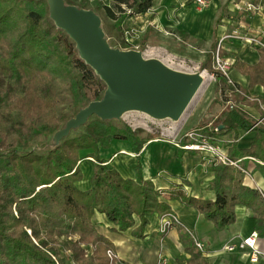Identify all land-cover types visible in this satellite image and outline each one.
<instances>
[{
  "label": "trees",
  "instance_id": "obj_1",
  "mask_svg": "<svg viewBox=\"0 0 264 264\" xmlns=\"http://www.w3.org/2000/svg\"><path fill=\"white\" fill-rule=\"evenodd\" d=\"M89 3L122 27L127 18L150 10L154 0H83L78 6L88 8ZM211 61L208 57L202 68L215 73ZM235 66L249 74L251 82L248 89L230 85L232 97L257 104L249 96L256 76L264 71V50L259 63L237 61ZM105 89L79 57L74 41L50 19L46 1L0 0V264H114L107 252H115V245L98 230L97 213L114 225L112 232L131 230L136 239L145 237L151 216L172 213L162 191L143 177L139 160L134 167L137 178L130 179L101 157L102 149L117 140L141 150L148 139L128 124L92 116L58 147L47 141L81 107L100 99ZM223 123L236 135L253 126L232 107ZM253 130L251 148L240 150L234 144L230 158L264 161V120ZM39 140L43 151L32 149ZM88 161L93 173L90 187L82 189V163ZM258 168L264 174V166ZM214 172L215 200L198 199L182 188L172 190L169 199L194 207L219 231L236 222V206L243 205L253 212L256 230L264 237L263 194L244 184L245 173L238 167L218 162ZM181 240L190 255L188 264H209L187 231Z\"/></svg>",
  "mask_w": 264,
  "mask_h": 264
},
{
  "label": "crops",
  "instance_id": "obj_2",
  "mask_svg": "<svg viewBox=\"0 0 264 264\" xmlns=\"http://www.w3.org/2000/svg\"><path fill=\"white\" fill-rule=\"evenodd\" d=\"M246 1L248 0H206V5L200 7L195 0H154L150 10L127 18L124 24L140 32L138 43L141 49L143 44L145 54L150 52L160 59L182 57L177 41L186 45L184 49L189 54L192 50L201 53L212 51L214 54L221 43V54L234 59L230 74L232 80L235 85L248 89L251 76L238 69L235 63L243 61L251 65L257 64L261 60L262 50L248 46L239 39L226 38L235 29L264 36V0H260V9L252 14L243 9ZM223 38L225 40L221 42ZM204 70L209 79L208 70ZM218 77L221 81L222 76ZM223 80L226 85L225 95L224 99H220L215 115V118H221V122L218 124L219 132L214 136L229 156L234 144L240 150H247L255 139L253 126L261 123L263 116L258 101L264 97V71H259L256 76L257 84L249 96L250 101H256L257 104L235 100L230 84L224 78ZM228 106L237 109L253 126L248 131L239 129L237 135L235 131L226 130L223 120ZM174 145L176 143L154 137L136 152L129 141L117 140L101 151V157L113 164L125 178H137L134 167L139 160L143 177L151 180L156 189L162 191L163 199L171 206L172 213L182 222L163 235L160 232L161 216L154 214L146 228L145 237L136 239L132 237L131 230L123 234L112 232L110 228L114 225L104 214L97 213L94 217L97 228L114 243L119 258L129 264H160L162 259H166L167 264H178L181 259L189 256L181 240L182 232L187 231L191 239L194 237L206 245L203 255L209 264H264V257L257 263H252L249 249L228 251L224 248L229 241L238 243L257 231V219L247 207L237 205L236 222L219 231L194 207L169 199L170 192L177 188H182L188 195L198 199H216L212 182L215 178L214 166L219 161L207 153L184 150L177 145V151H172L170 146ZM234 160L239 161V166L247 172L244 184L257 189L264 196V174L258 168L259 165L264 166V161L252 156ZM82 169L84 178L79 186L88 189L93 163H82ZM257 246L264 253V237L259 236Z\"/></svg>",
  "mask_w": 264,
  "mask_h": 264
},
{
  "label": "water",
  "instance_id": "obj_3",
  "mask_svg": "<svg viewBox=\"0 0 264 264\" xmlns=\"http://www.w3.org/2000/svg\"><path fill=\"white\" fill-rule=\"evenodd\" d=\"M41 1L47 2L49 17L57 28L74 41L79 57L106 85L100 99L81 107L56 131L52 148L92 116L105 121L121 120L126 113L137 111L155 120L180 121L205 83L204 69L182 71L160 58L147 57L143 50L113 47L94 9L66 0Z\"/></svg>",
  "mask_w": 264,
  "mask_h": 264
},
{
  "label": "rangeland",
  "instance_id": "obj_4",
  "mask_svg": "<svg viewBox=\"0 0 264 264\" xmlns=\"http://www.w3.org/2000/svg\"><path fill=\"white\" fill-rule=\"evenodd\" d=\"M82 1L83 0H78L76 1V4L79 5L82 3ZM87 6L88 8H94L101 16L103 20V27L106 35L109 38V41L120 48L124 46V43L127 45L125 35L123 33L126 29H128L126 24H123L122 27H118L116 22L107 16L104 9L93 5V3H89ZM177 43L179 45L178 51L182 57H171L168 59L163 58L162 60L166 64L178 70L195 72L202 70V65L209 57L212 60V69H214L212 51L201 53L199 51L197 52L196 50H192V52L189 54V52L184 49L186 47L184 43L178 41ZM141 50L145 51V48H142ZM145 55L147 57H157L151 55L150 52L146 53ZM208 73L210 78L208 79V74L206 72L207 78L204 85L202 86L199 93L195 96L180 121L175 122L170 119L155 120L150 116L137 111L126 113L121 121L128 124L133 130L138 131L140 138L149 140L151 138L158 137L160 139L171 141L172 143H179L188 132L194 129H202L203 132H216V126L221 122L220 117L215 118L216 110L220 99H224L226 85L224 83L223 77L221 81H219L220 77H218L219 74L217 72L214 73L215 75L209 71ZM228 108L229 106L226 107L225 112L228 111ZM217 132H219V130ZM47 141L52 143L50 139ZM42 142L43 141L39 140L33 143L32 149L37 148L38 151H43V148L41 147ZM161 146H163V144ZM161 146L159 147L161 148ZM170 147L172 151H177L176 145ZM150 149L153 150V148ZM115 253L118 260H121L116 252V249ZM66 254L69 255L70 251L66 252ZM189 258L190 255L184 259H181L178 264H188Z\"/></svg>",
  "mask_w": 264,
  "mask_h": 264
},
{
  "label": "built area",
  "instance_id": "obj_5",
  "mask_svg": "<svg viewBox=\"0 0 264 264\" xmlns=\"http://www.w3.org/2000/svg\"><path fill=\"white\" fill-rule=\"evenodd\" d=\"M195 2L200 6L204 7L206 5V0H195ZM248 13H256L260 9V0H248L244 4L243 8ZM125 40L127 43V48L125 49H138L141 50L138 40L140 39V32L134 28H128L124 31ZM226 38H235L244 42L248 46H253L257 49L264 50V36L256 35V34H248L240 31L239 29H235L230 35ZM225 38L221 40L223 42ZM221 45V43H220ZM219 45L218 49L213 54V68L215 73L217 72L221 75L228 84L236 87L234 81L232 80L230 74L232 66L234 65V59L229 57H224L221 54V46ZM145 54V51H144ZM213 75H215L213 73ZM238 92H241L237 89ZM259 105L263 111V116L260 119V122L264 120V100H259ZM255 124L253 128L256 126ZM216 132L219 130V127H216ZM178 147L184 150L198 151L204 152L211 155L213 158L217 159L219 162L224 164L233 165L235 167L240 168L244 173H247L239 166V161H236L228 156V154L222 148L219 140L212 134H208L203 132L202 129H194L188 132L184 138L176 143ZM182 222L179 217L174 213H167L161 217V225L160 232L164 235L168 233L172 228L181 225ZM259 234L257 231H254L248 237L243 238L238 243H234L233 241H229L224 245V248L228 251H234L237 248L239 249H249V259L252 263H257L260 261L262 257H264V253L258 248ZM193 241L195 246L199 251L205 252L206 245L199 241L198 239L193 237ZM108 256L113 261L114 264H120V260H118L116 253L113 250H108ZM160 264H167L166 259H162Z\"/></svg>",
  "mask_w": 264,
  "mask_h": 264
},
{
  "label": "bare ground",
  "instance_id": "obj_6",
  "mask_svg": "<svg viewBox=\"0 0 264 264\" xmlns=\"http://www.w3.org/2000/svg\"><path fill=\"white\" fill-rule=\"evenodd\" d=\"M204 77H205V81H206V78H207V74H206V72L204 71ZM201 90V89H200ZM199 93V92H198ZM146 115V114H145Z\"/></svg>",
  "mask_w": 264,
  "mask_h": 264
}]
</instances>
